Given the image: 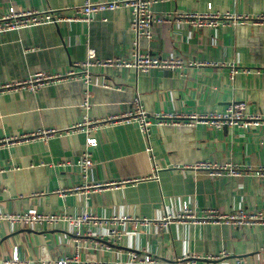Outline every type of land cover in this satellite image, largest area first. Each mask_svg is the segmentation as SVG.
<instances>
[{"label":"crops","instance_id":"crops-1","mask_svg":"<svg viewBox=\"0 0 264 264\" xmlns=\"http://www.w3.org/2000/svg\"><path fill=\"white\" fill-rule=\"evenodd\" d=\"M85 1L0 0V16L10 6L21 11L58 9ZM153 9L158 14L219 12L253 17L264 13V0H162ZM131 17L129 8H119L94 14L90 24H44L0 33V84L40 71L66 72L74 61L85 59L90 48L101 59L130 58L135 41ZM154 33L151 40L140 39L142 51L159 56L176 54L197 64L182 71L94 68L92 108L87 112L81 106L84 85L80 80L53 83L36 93L0 91V140L47 128H70L88 117L122 114L133 109L137 93L151 115L223 110L232 101H245L248 112L261 110L264 24L194 29L163 22ZM234 70L238 72L232 77ZM152 121L153 155L147 152V139L134 122L93 132L98 143L91 147L83 132L0 144V213L36 209L74 216L87 211L105 219L148 220L136 228L125 224V235L118 242L99 238L96 234L101 229L94 225L90 227L92 235H87V226L64 221L34 227L3 221L0 258L8 260L17 254L21 264H55L61 255L76 252L89 264H147L146 256L157 259L158 264H236L238 260L262 264L264 232L260 226L194 223L189 219L169 225L160 222L167 215L181 213L185 203L196 213L213 209L228 215L240 209H259L264 197V182L256 175L264 164L262 128L217 129L200 122L164 125L154 116ZM86 151L94 164L83 177L78 161ZM200 161L250 169L241 176L210 177L188 168ZM156 174L158 179L152 177ZM146 176L152 178L88 194L71 192L85 183ZM222 252L228 255L208 258Z\"/></svg>","mask_w":264,"mask_h":264},{"label":"built area","instance_id":"built-area-1","mask_svg":"<svg viewBox=\"0 0 264 264\" xmlns=\"http://www.w3.org/2000/svg\"><path fill=\"white\" fill-rule=\"evenodd\" d=\"M162 0H108V1H92L86 0L82 5H74L71 7L48 8V9H28L17 10L14 6H10L3 15L0 16V33H8L13 30L31 28L44 24H65L84 22L90 24L93 15L103 11H112L119 8H129L131 10L130 28L135 34V41L130 58L115 57L101 59L98 57L94 49H88L85 59L74 61L66 72H50L40 71L31 74L25 79L13 82H4L0 84V91L6 90H26L36 93L43 87L58 83L60 81L80 80L84 85L83 102L81 106L87 112L92 108V92L91 88L94 84V68H120L133 67L138 72H149L152 69H166L169 71L184 70L193 67L197 63L187 61L179 55L173 54L169 56H159L151 54L148 51H142L139 45L141 38L151 40L154 38V29L163 22H174L177 25H190L194 29L204 27L219 28L230 23L245 24L252 22L253 24H264V13L253 17L247 14L235 13H197V12H173L166 11L158 14L154 11L153 5ZM106 20V19H105ZM238 70H234L232 77ZM264 74V69H263ZM106 86H110L107 85ZM119 89V87H117ZM132 110H127L122 114L112 115L106 118H86L84 121L73 125L70 128H47L38 131L25 132L20 135L8 137L0 140L3 143H21L28 142L33 138L48 139L56 135H67L72 132H83L86 134V144L88 147L95 146L98 139L93 136V132H99L109 126L118 123H137L142 133L147 139V152L153 155V144L151 141V127L153 124L152 116L157 119L158 124H181L185 122L191 124L194 122L205 123L217 129L227 126L231 127H261L264 141V103L259 112H248V105L245 101H232L223 110H213L202 113L188 114H172V113H156L151 115L146 109L141 99V94L137 93L132 100ZM94 164V160L90 152L86 151L78 161L83 177H87L90 167ZM188 168L202 171L210 177H220L223 175L241 176L250 167L241 168L232 163H219L214 161H200ZM256 175L264 182V164L256 170ZM158 179V175L152 176ZM151 176L134 177L124 179L122 181H108L85 183L75 186L71 189L75 192L88 194L91 191L103 190L108 187H119L124 184L135 183L142 180H148ZM189 219L194 223H226L235 226H260L264 232V197L262 206L256 211L240 209L228 215L219 214L216 210L207 209L201 213H196L184 204V209L177 215H167L160 222L169 225L176 220ZM6 221L12 225H22L34 227L36 224L55 225L61 221L67 222L72 226H87V235H92L91 226H97L101 230L96 234L101 239L118 242L125 235V229L122 227L127 223H131L136 228L140 222L146 223L147 219H133L131 217H113L105 219L96 215H92L87 211H83L77 215L69 216L64 213H41L36 209H28L22 212L0 213V222ZM109 229L107 228L108 225ZM103 229V231H102ZM135 233V232H134ZM261 252L264 255V242L261 246ZM228 254L225 252L217 256L208 257L209 259H221ZM193 259L196 257H192ZM17 254L11 259L5 260L0 258V263L4 264H21ZM144 262L147 264H158L159 261L151 256H146ZM48 261L46 264H50ZM55 264H89V262L81 261L78 253L64 254L56 259ZM94 264H100L95 262ZM106 264V263H102ZM236 264H245L242 260H238ZM262 264H264V259Z\"/></svg>","mask_w":264,"mask_h":264}]
</instances>
